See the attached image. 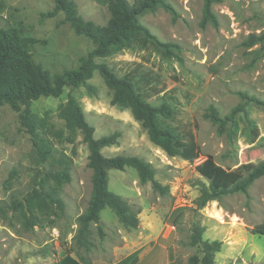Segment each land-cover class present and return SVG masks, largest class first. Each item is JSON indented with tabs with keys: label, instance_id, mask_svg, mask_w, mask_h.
Instances as JSON below:
<instances>
[{
	"label": "rangeland",
	"instance_id": "obj_1",
	"mask_svg": "<svg viewBox=\"0 0 264 264\" xmlns=\"http://www.w3.org/2000/svg\"><path fill=\"white\" fill-rule=\"evenodd\" d=\"M75 1L84 19L104 24L110 17L107 6L96 0ZM164 1L166 6L147 11L138 20L159 41L173 44V55L132 47L106 61L116 66L118 74L123 61H141L159 76L160 85L174 97L170 100L175 108L173 124L191 129L199 156L188 161L155 145L128 109L112 104V92L97 71L85 85L66 86L57 97L36 99L31 110L47 115L56 129H63L57 107L73 95L94 136L115 134L102 152L133 155L150 163L154 179L168 191L159 192L150 181L141 183L132 167L109 169L108 189L140 210L139 224L126 229L106 206L99 213L100 221L90 224V244L85 248L75 235L77 217L91 195L88 147L81 134L73 143L53 138L56 155L63 151L72 157L71 180L59 189L60 203H53L50 215L33 228L24 229L18 222L11 226L0 216V264H64L66 255L84 264H125L134 255L141 264H193L190 257L201 255L190 244L195 225L203 227V239L221 242L215 264H264V231L255 228L264 221V176L254 180L247 193H228L200 207L198 197L208 182L195 168L207 156L226 168L264 156V146L247 143L245 135L253 121L264 136V108L254 100L264 101V45L247 44L250 34L264 32V0H216L212 4L216 25L202 22L204 0ZM53 9V0H3L0 27L16 25L38 39L31 48L33 60L59 73L76 68L93 43L75 34L62 21L61 12L47 14ZM147 100L160 102L159 95ZM210 105L222 119L238 107L234 117L239 116V130L233 132L231 119L222 129L213 123L207 117ZM47 168L18 112L0 104V200L22 198Z\"/></svg>",
	"mask_w": 264,
	"mask_h": 264
},
{
	"label": "trees",
	"instance_id": "obj_2",
	"mask_svg": "<svg viewBox=\"0 0 264 264\" xmlns=\"http://www.w3.org/2000/svg\"><path fill=\"white\" fill-rule=\"evenodd\" d=\"M3 0H0V4ZM54 9L47 13L54 15L61 12L63 22L73 29L75 34L89 38L93 47L83 57L76 68L64 69L59 73H51L40 63L35 62L31 55L32 46L38 42L33 36L26 35L19 26L0 27V104H8L17 111L21 124L30 134L33 144L42 162L48 168L35 177L34 185L22 198L11 197L0 200V216L7 219L12 226L18 222L24 229H31L50 215L53 203H60L59 189L71 180L72 157L63 151L54 149L53 138L66 143H73L81 134L87 144V166L91 169V195L86 209L77 217L76 239L81 246L88 248L90 244V224L100 221V211L108 206L117 215L119 222L126 229L137 228L139 209L117 193L108 189V170H123L132 167L136 170L141 183L151 182L159 192L168 191L154 179V169L150 163L137 156L121 155L106 156L102 148L113 143L115 134L94 136V128L84 117V112L77 99L69 95L65 102L57 107V116L64 122L63 129H56L49 122L47 115L39 116L31 110V104L42 96H59L64 87L76 88L85 85L95 71L102 77L105 85L111 90L112 104L130 111L132 117L146 129L149 139L169 156H180L193 161L199 156L194 134L184 124H173L175 108L171 90L160 85V78L145 69L141 61H123L116 71L114 64L106 59L115 55L123 48L136 47L144 50H156L163 54L173 55L175 46L159 41L142 25L138 17L157 6H166L164 0H96L107 6L110 17L104 24L84 19L78 12L75 0H53ZM216 0H204L202 22L217 24L212 4ZM261 43L264 45V32L252 33L247 44ZM151 95H159L160 102L153 104L148 101ZM245 97H247L245 95ZM248 98V97H247ZM264 108V101L254 99ZM238 107L222 119L216 108L208 107L207 117L222 129L224 122L232 120L233 132L239 130L238 117H234ZM247 143L264 146L255 123L249 121ZM246 130V129H245ZM196 171L207 180L198 197L199 206L219 200L222 195L241 192L247 193L249 186L259 177L264 176V156L256 162H245L234 168H226L207 156L196 165ZM9 213V215H8ZM264 231V221L255 226ZM203 227L192 228L190 244L196 246L200 256L193 255V264H215L214 254L220 250L221 242L202 238ZM64 264H84L76 258L66 255ZM125 264H140L138 255L129 258Z\"/></svg>",
	"mask_w": 264,
	"mask_h": 264
},
{
	"label": "bare ground",
	"instance_id": "obj_3",
	"mask_svg": "<svg viewBox=\"0 0 264 264\" xmlns=\"http://www.w3.org/2000/svg\"><path fill=\"white\" fill-rule=\"evenodd\" d=\"M215 215L219 218V219H221L222 218V216H221V214L220 213H218V211L217 212H215Z\"/></svg>",
	"mask_w": 264,
	"mask_h": 264
},
{
	"label": "crops",
	"instance_id": "obj_4",
	"mask_svg": "<svg viewBox=\"0 0 264 264\" xmlns=\"http://www.w3.org/2000/svg\"><path fill=\"white\" fill-rule=\"evenodd\" d=\"M141 260L139 259V263L141 264V262H140ZM112 264H116V263H112Z\"/></svg>",
	"mask_w": 264,
	"mask_h": 264
}]
</instances>
